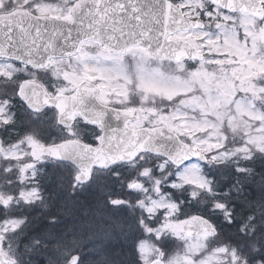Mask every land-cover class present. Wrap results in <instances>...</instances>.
<instances>
[{"label": "snow or ice", "instance_id": "6c2138e0", "mask_svg": "<svg viewBox=\"0 0 264 264\" xmlns=\"http://www.w3.org/2000/svg\"><path fill=\"white\" fill-rule=\"evenodd\" d=\"M0 264H264V0H0Z\"/></svg>", "mask_w": 264, "mask_h": 264}]
</instances>
